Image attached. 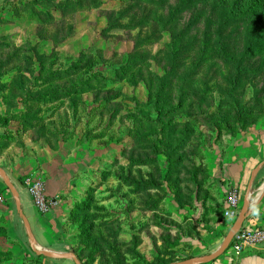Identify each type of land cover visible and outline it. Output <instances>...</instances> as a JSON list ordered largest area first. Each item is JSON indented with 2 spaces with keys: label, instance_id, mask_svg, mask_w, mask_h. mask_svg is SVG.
<instances>
[{
  "label": "rangeland",
  "instance_id": "1",
  "mask_svg": "<svg viewBox=\"0 0 264 264\" xmlns=\"http://www.w3.org/2000/svg\"><path fill=\"white\" fill-rule=\"evenodd\" d=\"M262 1L0 0V149L76 138L100 163L67 223L82 264L193 258L172 206L264 131Z\"/></svg>",
  "mask_w": 264,
  "mask_h": 264
},
{
  "label": "crops",
  "instance_id": "2",
  "mask_svg": "<svg viewBox=\"0 0 264 264\" xmlns=\"http://www.w3.org/2000/svg\"><path fill=\"white\" fill-rule=\"evenodd\" d=\"M30 142L16 149H0V168L18 191L22 211L31 226L34 247L55 255L74 254L70 240L73 233L67 232L68 218L84 198L100 165L96 151L79 144L76 138L60 141L53 148L39 140ZM263 162V130L233 137L208 156L209 182L201 187L198 199L186 205L185 209L176 203L171 209L175 216L170 220L174 219L175 227L183 226L187 231L195 221L192 217L196 219L194 223L200 235L187 232L182 239L184 244L191 242L196 247L192 259L214 254L221 248L235 222L224 216L226 198L237 192L242 207L252 174ZM30 174L33 178L44 179L46 194L56 199V207L45 213L35 207L24 184L25 176ZM0 198L3 199L0 201V213L8 232L0 235V250L12 253L10 257H13L3 264H76L72 259H52L33 252L15 200L1 177ZM178 215L182 218L178 219ZM244 226L264 229V165L254 179ZM210 264H264V243L246 247L239 256L228 250Z\"/></svg>",
  "mask_w": 264,
  "mask_h": 264
},
{
  "label": "built area",
  "instance_id": "3",
  "mask_svg": "<svg viewBox=\"0 0 264 264\" xmlns=\"http://www.w3.org/2000/svg\"><path fill=\"white\" fill-rule=\"evenodd\" d=\"M24 184L32 197L33 204L40 212L45 213L57 206L58 203L56 199L46 194L45 182L42 178L27 176L24 180ZM0 201L2 202L3 199L0 198ZM225 204L224 216L235 221L241 210L238 193L233 192L229 194ZM261 243H264V229L251 228L243 225L233 238L229 251H231L232 255L239 256L246 247L259 245Z\"/></svg>",
  "mask_w": 264,
  "mask_h": 264
},
{
  "label": "water",
  "instance_id": "4",
  "mask_svg": "<svg viewBox=\"0 0 264 264\" xmlns=\"http://www.w3.org/2000/svg\"><path fill=\"white\" fill-rule=\"evenodd\" d=\"M263 165H264V162L261 163L258 166V168L253 172L247 193L245 195L241 210L239 212V215H238L237 219L235 220L232 228L228 232L221 248L216 253L208 255V256H204L201 258L187 259V260L175 262L172 264H210V263L216 261L222 255H224L230 249V247L232 245L233 238L235 237L237 231L244 225V223L248 217L254 179H255L257 171ZM0 177L3 179L7 189L10 191L11 195L13 196V198L15 200L16 210H17L20 218L22 219V221L24 223V227L26 229L28 238L30 240L31 249L33 250V252L37 256H43V257L52 258V259H72L76 264H82V262L79 260V258L76 254L55 255V254L50 253L48 251L37 250L34 247V237H33L32 231H31V226H30L28 219L26 218V216L24 215V213L22 211L21 201L19 198L18 191L16 190L15 186L12 184L9 177L7 176V174L5 173V171L2 168H0Z\"/></svg>",
  "mask_w": 264,
  "mask_h": 264
},
{
  "label": "trees",
  "instance_id": "5",
  "mask_svg": "<svg viewBox=\"0 0 264 264\" xmlns=\"http://www.w3.org/2000/svg\"><path fill=\"white\" fill-rule=\"evenodd\" d=\"M262 2H264V0H263ZM259 5H260V4H259ZM203 179H204V180L200 183V189H201V187H202L204 184H206V183L209 182L207 176L204 177ZM199 191H200V190H199ZM199 191H198L197 193H199ZM179 205L181 206V205H183V204H182L181 202H179Z\"/></svg>",
  "mask_w": 264,
  "mask_h": 264
}]
</instances>
